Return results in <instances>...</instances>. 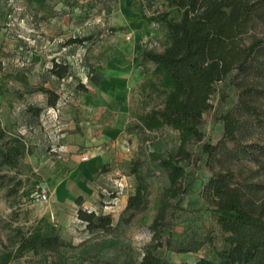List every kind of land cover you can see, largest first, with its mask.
<instances>
[{
	"label": "rangeland",
	"instance_id": "1",
	"mask_svg": "<svg viewBox=\"0 0 264 264\" xmlns=\"http://www.w3.org/2000/svg\"><path fill=\"white\" fill-rule=\"evenodd\" d=\"M168 10L167 0H0V119L7 133L22 136L29 148L18 168L0 170V255L15 250L17 231H55L65 242L54 250L25 252L9 264H132L142 259L170 184L167 171L151 154L166 157L180 143L178 131L165 127L151 132L138 121L139 115L163 106L158 93L143 87L155 78L154 65L141 54L164 50L165 25L147 18ZM171 16L179 18L175 9ZM71 38L88 39L68 44ZM54 62L68 68L66 78L50 72ZM130 63L142 81L136 86L123 83L127 94L109 102V109L121 116L117 136L104 139L93 117L104 101L103 82L113 73L130 82V72L123 70ZM237 84L229 76L216 85L212 108L200 126L204 139L189 144L193 156L185 167L189 180H195L194 189L183 199V209L175 211L178 198L170 200L173 244L159 248L172 264L214 258L225 246V234L206 210L202 191L227 161L224 151L211 157L203 145L222 140L220 116L237 111L242 92ZM41 86L60 96L50 114L48 95L31 91ZM31 107L43 110L37 115ZM243 143L264 144V129L251 128ZM98 155L103 157L101 168L88 176L86 164ZM136 162L150 195L147 207L134 212L127 205L137 187ZM234 165L245 174L257 169L248 160ZM80 208L111 215L113 228L88 231L78 217ZM168 237L166 230L164 244Z\"/></svg>",
	"mask_w": 264,
	"mask_h": 264
},
{
	"label": "trees",
	"instance_id": "2",
	"mask_svg": "<svg viewBox=\"0 0 264 264\" xmlns=\"http://www.w3.org/2000/svg\"><path fill=\"white\" fill-rule=\"evenodd\" d=\"M167 6L168 11L147 18L149 22L165 25L164 50L145 49L141 54L144 61L154 65L152 76L155 78L144 82L143 87L158 93L163 98V106L139 115L138 121L151 132L165 127L178 131L180 143L177 151L166 157L151 154L167 171L170 184L151 225L152 240L142 259L132 264H172L159 250L173 244V227L167 219L170 200L178 198L174 210L183 209V199L194 189L195 180H189L185 167L193 156L189 144L204 139L200 128L203 116L212 108L216 85L229 76L242 88L239 106L236 112L220 116L224 123L222 140L203 145V151L211 157L224 151L227 161L224 171L214 174L202 191L208 203L206 210L225 234V246L215 252L214 258L203 257L194 263L179 264H264V178L257 180L264 177V144L243 143L251 128L264 129V0H167ZM172 9L179 18L171 16ZM87 39L71 38L68 44L84 43ZM50 72L58 79L68 76V68L57 62ZM31 91L47 94V105L51 108L60 99L45 86ZM29 110L38 115L43 108ZM228 143L234 147L229 148ZM27 151L23 137L9 135L0 119V170L18 168ZM240 160L252 162L257 169L248 174L235 170L234 163ZM133 174L137 187L129 198L127 210L137 212L147 207L150 192L137 162ZM78 217L91 232L113 228L109 214L98 215L80 208ZM166 230L169 237L164 244ZM16 234L19 238L15 250L1 254L0 264H9L25 252L54 250L65 245L55 231L34 229Z\"/></svg>",
	"mask_w": 264,
	"mask_h": 264
},
{
	"label": "crops",
	"instance_id": "3",
	"mask_svg": "<svg viewBox=\"0 0 264 264\" xmlns=\"http://www.w3.org/2000/svg\"><path fill=\"white\" fill-rule=\"evenodd\" d=\"M132 66L130 68L123 69L124 71L130 72L132 76V80L126 81L118 78L115 73L111 77H108L104 80L102 86V93L104 96V101L98 107V109L93 113L94 123H97L99 126L103 128L102 136L104 139H111L117 136V122L121 116L120 111H111L109 109V102L111 100H115L117 97H121L122 94L126 95L128 92V88L123 83H128L131 86L137 85L140 81H142V76L140 75L139 70L135 67L134 63H130ZM114 70L118 71L116 65L114 66ZM102 156H93L89 162H87V174L88 176L97 175L101 165L103 163Z\"/></svg>",
	"mask_w": 264,
	"mask_h": 264
},
{
	"label": "built area",
	"instance_id": "4",
	"mask_svg": "<svg viewBox=\"0 0 264 264\" xmlns=\"http://www.w3.org/2000/svg\"><path fill=\"white\" fill-rule=\"evenodd\" d=\"M54 111V108H49L48 114L52 113ZM43 199H47V194H42Z\"/></svg>",
	"mask_w": 264,
	"mask_h": 264
}]
</instances>
